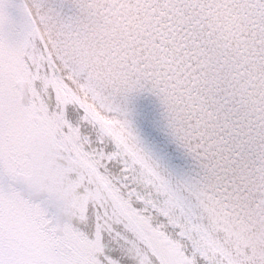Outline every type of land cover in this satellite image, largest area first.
Returning <instances> with one entry per match:
<instances>
[{
  "label": "snow or ice",
  "instance_id": "snow-or-ice-1",
  "mask_svg": "<svg viewBox=\"0 0 264 264\" xmlns=\"http://www.w3.org/2000/svg\"><path fill=\"white\" fill-rule=\"evenodd\" d=\"M0 264H264V0H0Z\"/></svg>",
  "mask_w": 264,
  "mask_h": 264
}]
</instances>
